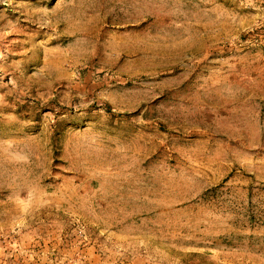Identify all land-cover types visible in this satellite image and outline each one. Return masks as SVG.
I'll return each instance as SVG.
<instances>
[{
	"label": "rangeland",
	"instance_id": "rangeland-1",
	"mask_svg": "<svg viewBox=\"0 0 264 264\" xmlns=\"http://www.w3.org/2000/svg\"><path fill=\"white\" fill-rule=\"evenodd\" d=\"M0 264H264V0H0Z\"/></svg>",
	"mask_w": 264,
	"mask_h": 264
}]
</instances>
